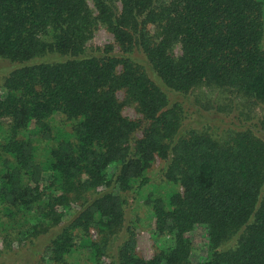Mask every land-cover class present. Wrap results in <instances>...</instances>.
<instances>
[{"label": "trees", "instance_id": "trees-1", "mask_svg": "<svg viewBox=\"0 0 264 264\" xmlns=\"http://www.w3.org/2000/svg\"><path fill=\"white\" fill-rule=\"evenodd\" d=\"M1 62L2 253L264 264V0H0Z\"/></svg>", "mask_w": 264, "mask_h": 264}, {"label": "rangeland", "instance_id": "rangeland-1", "mask_svg": "<svg viewBox=\"0 0 264 264\" xmlns=\"http://www.w3.org/2000/svg\"><path fill=\"white\" fill-rule=\"evenodd\" d=\"M113 38L112 35L107 33L103 29H98L94 34V42L98 46H105L106 44L112 43ZM9 65L0 63V86L2 84V79L6 75V69ZM121 97V96H120ZM212 113V112H211ZM208 112L209 116H213ZM123 115L129 117V118H136L137 115L132 107L126 106L123 109ZM197 120V116L194 115L192 117V122L189 123L186 121V123L193 124ZM94 235V233H93ZM3 245H0V264H38L35 263V260H32L31 258L26 257L28 255V251L22 248L14 247V250L11 252H8L7 254L2 253ZM136 248L139 254L145 258L149 259L152 257V255L155 253L157 246L154 244L152 234L148 231H138L137 237H136Z\"/></svg>", "mask_w": 264, "mask_h": 264}]
</instances>
